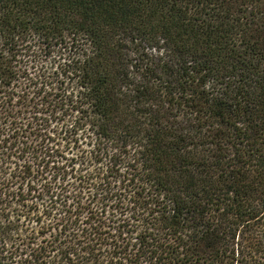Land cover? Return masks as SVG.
<instances>
[{
	"label": "trees",
	"instance_id": "obj_1",
	"mask_svg": "<svg viewBox=\"0 0 264 264\" xmlns=\"http://www.w3.org/2000/svg\"><path fill=\"white\" fill-rule=\"evenodd\" d=\"M37 43L100 160L35 246L0 184V264H264V0H0V87Z\"/></svg>",
	"mask_w": 264,
	"mask_h": 264
},
{
	"label": "rangeland",
	"instance_id": "obj_2",
	"mask_svg": "<svg viewBox=\"0 0 264 264\" xmlns=\"http://www.w3.org/2000/svg\"><path fill=\"white\" fill-rule=\"evenodd\" d=\"M50 50L37 43L16 56L10 53L7 60L16 75L9 88L0 87V184L5 193L4 215L20 234L26 235L24 243L32 246L43 244L60 232L55 218L63 208L61 203L75 205L78 198L83 196V202L89 194L92 185L88 188L79 180H84L82 174L92 167H87L92 161L84 165L81 161L88 158L90 150L96 156L95 162L100 160L96 150H92L93 142L70 128V119L62 114L64 108L61 113L52 106L54 95L59 93L56 87L65 84ZM103 202L104 217L112 216L116 203L109 199ZM86 206L83 215L89 214L88 208L100 204L95 198ZM70 240L74 238L62 235L57 237L56 244H68Z\"/></svg>",
	"mask_w": 264,
	"mask_h": 264
}]
</instances>
